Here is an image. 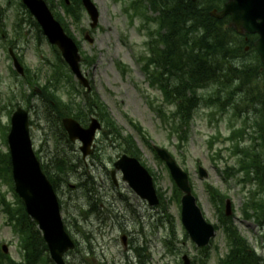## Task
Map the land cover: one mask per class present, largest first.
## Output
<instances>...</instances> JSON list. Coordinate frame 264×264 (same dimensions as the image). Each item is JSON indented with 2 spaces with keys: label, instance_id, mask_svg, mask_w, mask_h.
Segmentation results:
<instances>
[{
  "label": "rangeland",
  "instance_id": "rangeland-1",
  "mask_svg": "<svg viewBox=\"0 0 264 264\" xmlns=\"http://www.w3.org/2000/svg\"><path fill=\"white\" fill-rule=\"evenodd\" d=\"M93 1L100 12L98 25L92 29L90 16L80 8V21L67 20L71 26L69 32L80 44L82 70L90 81L92 93L99 95L124 133L133 135L141 151V162L152 170L156 187L164 198L159 206L151 207L138 197L122 180L120 172H117L119 184L114 185L110 172L119 156L126 153V147L111 133L107 134L113 137L105 134L108 131L105 124L95 141L94 154L86 159L79 150V142L68 143L60 136L54 121L47 117L48 109L52 108L40 90V85L52 82L58 66L64 68L58 59L60 52L48 43L21 0H0V152H9L6 138L12 114L18 107L27 108L33 121L31 133L35 150L50 172L58 175L56 192L61 200L62 215L77 243V247L65 255L67 263L184 264L182 256L187 254L192 264H200L201 249L181 223L175 183L165 163L157 160L152 149L154 144L172 153L189 174L206 219L220 226L209 245V263L215 264L229 250L222 227L228 199L231 200L228 218L264 258V211L258 208L255 212L254 207L248 209L249 216L245 214L248 196L255 195L254 199L261 201L264 209V110L258 103L264 80L263 84L255 80L245 84L244 77L240 76L241 79L235 73L233 76L237 79L229 81V88L223 87L219 92L215 85H204L199 94L207 98L219 93L220 103L207 104L200 100L189 126L177 124V129H173L172 120L164 121L160 113L171 116L176 103L165 99L163 90L153 84L145 70L150 56L149 40L159 25L142 13H135L132 3L142 1L148 17H157L158 13L149 7V0ZM54 6L64 15L58 0ZM87 33L93 38L92 43L85 39ZM10 43H15V52L38 84L31 86L17 73L9 54V46L13 47ZM244 52L246 56L231 59L233 65L242 66L250 61L259 64L253 51ZM219 60L227 63L222 57ZM150 70L156 71L153 67ZM65 72L63 69L62 73H55L60 79L55 91L64 101L74 102L75 99L84 105L86 89L71 81ZM170 77L164 75L175 96L176 82ZM72 86L78 93L75 94ZM63 155L66 168L72 166L65 175L57 172L54 160ZM254 160L258 168L253 169V175L260 178L249 180L245 167H252ZM200 166L207 172L206 178L200 176ZM0 193L7 201L15 203L13 185L2 179ZM2 247L7 249L5 255L19 264H30L19 234L8 225L0 206ZM135 249H140L142 257ZM34 250L39 257L36 264H55L50 260L49 251L38 241Z\"/></svg>",
  "mask_w": 264,
  "mask_h": 264
},
{
  "label": "trees",
  "instance_id": "trees-1",
  "mask_svg": "<svg viewBox=\"0 0 264 264\" xmlns=\"http://www.w3.org/2000/svg\"><path fill=\"white\" fill-rule=\"evenodd\" d=\"M46 1L49 3L51 9H53L52 5H54L55 0ZM148 3L153 11L160 13L157 20V22H159L158 37L154 39V45L152 47V50L154 49L153 53L156 58H164L169 49L170 65L173 66L174 64V68L179 74L177 77L178 83L175 85L177 94L175 96H173L172 93L169 94L170 97L173 96L172 100L174 102H176V99H181V102L177 104V109L169 117L170 120H172V125L175 129H177V124H181V126H189L194 108L199 105L200 100H205L207 104L220 103L221 96L219 93L217 96H210L207 98L199 94L200 88L204 85H215L219 88V92L223 87L229 88V81H235L237 79V77L236 79L234 77L235 73L238 74L239 77H244L243 82L245 84H250L254 80L259 84H263L264 72H262V68L264 70V63L260 60L257 53L255 55L259 60V64L255 65L253 61L244 63L241 67L233 69V78H219L222 75V68L218 61L219 54L221 52L227 54L228 51L231 50V54L233 53L235 56H240L245 52L243 51L242 42L238 40L235 30H233L234 46L232 47V44L227 45L222 43L218 36L221 32L214 27L216 25L215 23L218 24L219 22L210 18L208 14L201 12L198 8L197 2L188 0L183 1V4L180 3L176 5L175 3L168 4L165 0H149ZM60 4L64 9L65 15L62 16L58 12L53 11L56 18L71 35L69 32L70 24L67 22V19L73 18L74 22L80 21L81 13H79V9L82 6L81 0H69V4L67 3V0H60ZM133 5L134 8L138 10L142 8L140 1L134 2ZM162 16L170 24L169 29L171 32L169 35L162 32L165 23ZM30 18H32L31 15ZM33 22L39 27L36 21L33 20ZM187 22H190V24L185 25ZM193 22H195V24L191 25ZM163 45H166V50L163 49ZM58 59L64 68L58 66L56 72L62 73L63 69H65V74L69 76L71 81H73V76L63 59L60 56H58ZM255 67L257 68L256 72ZM55 73L52 76V82L47 81L46 84L40 85V87L42 86L41 90L43 97L47 99L51 105L52 112L50 113V117H53L52 120L58 128L57 131L60 136L66 138V133L60 124L63 117L71 116L86 124L92 115H96L108 128V131L105 133L107 136L112 134L114 137L111 136L117 142L126 147V153L138 158L141 157V151L137 146L133 135L124 133V130L113 120L107 107L96 92L92 94L87 93L85 95L84 105L81 104L82 101L77 102L75 99L74 102L72 100L64 101L61 98L62 96L58 95L55 91V88L60 83V79H58V76L55 75ZM154 80L157 83L160 81L156 78ZM29 84H38V81H29ZM72 88L73 91H76L74 90L76 88L75 86H72ZM224 91H227V89H224ZM230 93L232 94V92ZM258 103L263 105L264 110V88L260 96V102ZM161 113L163 117H166L164 112L161 111ZM177 131L178 130H175V132ZM64 157L65 155L56 156L54 160L57 172L65 175L66 171L71 170L70 168H72V166L68 165V168H66V159ZM252 164V167L249 163L247 164L249 166L247 168L245 167L246 176L250 180L259 177L253 175V169L258 168L256 161L254 160ZM43 168L49 175L55 188H57L58 175L52 174L47 166H43ZM1 179L6 183L13 185L11 161L8 152H0V180ZM174 190L178 197V201H180L181 192L177 187H174ZM216 194L219 193L216 192ZM159 195L161 202L164 201L163 193L160 190ZM14 197L16 201L15 203H11L0 193V206L7 213L6 215L9 224L20 236L23 251H25V258H27L29 262L31 260L30 264H36L39 262V257L36 250H34L37 241L45 250H47V245L45 244L37 225L27 214L22 200L16 193H14ZM254 198H256L255 195H252L251 197L248 196V199L246 198L245 214L247 216H249L248 209H254V207L255 212L258 211V208L264 211L261 207L262 205L260 206L261 201L258 202ZM262 203L264 204L263 201ZM164 208L167 211L168 206L165 205ZM262 215H264V213ZM222 216V227L226 235L229 250L228 253L224 257H220L215 264H264V258L260 256L256 249L253 248L247 239L242 236L238 228L234 225L232 219L226 217L225 214H222ZM258 219H261V216ZM219 228L220 226L217 227V229ZM208 249L209 247L200 250L202 253L200 264H210L208 260ZM137 251L140 255V249H137ZM0 264L19 263L11 259L9 256L4 255L3 251L0 249Z\"/></svg>",
  "mask_w": 264,
  "mask_h": 264
},
{
  "label": "water",
  "instance_id": "water-1",
  "mask_svg": "<svg viewBox=\"0 0 264 264\" xmlns=\"http://www.w3.org/2000/svg\"><path fill=\"white\" fill-rule=\"evenodd\" d=\"M82 1L93 21L91 26L96 27L99 21V11L96 5L92 0ZM23 3L37 19L49 41L58 45L76 78L86 87H90L81 71L82 58L76 42L56 20L46 1L23 0ZM212 14L218 18L230 14L231 25L238 32L258 34L255 47L264 62V0H228L223 11ZM87 38L89 39V36ZM15 65L19 72L23 73V68L17 60H15ZM63 125L71 140L82 142L81 151L85 157L93 152L91 147L96 132L101 129V124L97 119H93L88 128H83L72 118H65ZM8 144L16 192L23 200L30 217L38 224L48 245L51 259L56 264H66L65 254L75 248V242L66 231L58 195L36 155L31 138L29 112L24 108H18L12 116ZM154 148L160 159L168 166L172 178L183 193L181 216L186 231L198 247L207 246L216 235V229L206 220L198 205L188 173L178 165L176 159L166 149L158 146ZM114 167L115 169L111 172L114 182H116V172L120 171L122 179L137 195L151 206L159 204L160 200L153 177L137 158L124 154L115 162ZM199 172L202 178L208 176L203 167L199 168ZM226 208L230 214V200H227ZM4 250L6 251L5 247ZM184 262L191 264L188 256H184Z\"/></svg>",
  "mask_w": 264,
  "mask_h": 264
},
{
  "label": "flooded vegetation",
  "instance_id": "flooded-vegetation-1",
  "mask_svg": "<svg viewBox=\"0 0 264 264\" xmlns=\"http://www.w3.org/2000/svg\"><path fill=\"white\" fill-rule=\"evenodd\" d=\"M167 1L168 2H171V1L175 2V1H177L178 4H180L181 1L183 2V0H167ZM199 2L201 4L206 3L207 7H211V9L209 11V13H211V10H214V9L217 10L219 8H223L224 5H225V3H226V0H199ZM225 18H226V21H228V18H229V22L231 21V16H227ZM167 27H169L168 24H167ZM221 27L227 28V25L226 24H223V26H218L219 29Z\"/></svg>",
  "mask_w": 264,
  "mask_h": 264
},
{
  "label": "bare ground",
  "instance_id": "bare-ground-1",
  "mask_svg": "<svg viewBox=\"0 0 264 264\" xmlns=\"http://www.w3.org/2000/svg\"><path fill=\"white\" fill-rule=\"evenodd\" d=\"M180 3H181V4H183V2H182V1H181Z\"/></svg>",
  "mask_w": 264,
  "mask_h": 264
}]
</instances>
